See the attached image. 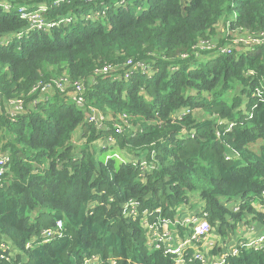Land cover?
Masks as SVG:
<instances>
[{
    "label": "trees",
    "instance_id": "1",
    "mask_svg": "<svg viewBox=\"0 0 264 264\" xmlns=\"http://www.w3.org/2000/svg\"><path fill=\"white\" fill-rule=\"evenodd\" d=\"M63 16L73 21L0 43V152L9 158L0 180V241L11 246L10 261L0 257V264H84L93 255L97 264H175L147 244L138 217L123 216L128 199L172 218L196 197L202 203L194 212L219 236L243 222L264 226V211L253 206L264 203V43L235 45L228 35L212 51L197 47L221 21L264 31V0H68L48 10L51 20ZM25 27L0 9V36ZM223 43L229 52L219 49ZM127 60L145 67L125 79ZM104 65L113 70L95 76ZM62 74L84 81L85 103L102 113V128L69 96L28 94L37 80ZM15 98L23 108L12 114L7 101ZM117 113L138 130L117 133ZM150 151L158 167L144 175L111 156L148 158ZM57 220L61 233L42 241L41 231ZM224 264H264V240Z\"/></svg>",
    "mask_w": 264,
    "mask_h": 264
},
{
    "label": "built area",
    "instance_id": "2",
    "mask_svg": "<svg viewBox=\"0 0 264 264\" xmlns=\"http://www.w3.org/2000/svg\"><path fill=\"white\" fill-rule=\"evenodd\" d=\"M68 0H50L48 2H42L38 5H15L7 0H0V9L4 12H15L19 19L23 20L26 27L17 31L15 33L5 34L0 36V43L5 45L9 44L14 39H20L28 34V32L33 30L48 31L52 27L60 23H70L73 21L71 16H63L57 20H51L47 18L48 10L52 6H58ZM84 1H95V0H84ZM227 22V21H226ZM222 27L221 29L216 28V36L212 39L200 41L197 47L200 45V49H207L212 51L216 48L217 39L219 37H224L231 35V41L236 45H249V44H261L264 43V31L250 32L245 29L235 28L232 29L228 25ZM241 33L240 36H236ZM229 46L226 45L220 47L222 51L229 52ZM144 68L145 63L142 62H132L127 60L122 67L124 70L123 78H129L133 69ZM113 70L111 65H104L100 68L94 70V75H104ZM252 74V72H251ZM93 79V78H92ZM57 91L61 95L69 96L73 102L82 108L86 117V120L94 123L98 128L103 127V115L102 113L92 107L91 105H86L85 103V91L86 84L81 80H72L66 74L51 77L48 80H37L34 85L28 91L29 95L42 94L40 99H47V96L43 94H50ZM257 97L261 96L259 90L253 92ZM39 101V99H34V103ZM2 98L0 96V109H1ZM9 105H12L14 111H22L23 99L15 98L7 101ZM32 102V103H33ZM190 109H185L177 112L173 117L179 118L183 114L190 113ZM129 117L125 113H117L114 117H111L112 125L117 133L123 131V129L129 128L134 131L138 130V127L131 126L128 121ZM187 132L184 130L180 133L185 135ZM108 142L113 143L114 139L108 137ZM107 155L106 158H108ZM111 156L120 159L123 162H131L134 165H138L141 169V175L149 173L155 170L157 166L156 155L153 151H150L149 157L147 158L144 154L140 156H135L134 154L127 157V153L120 155L119 153H112ZM8 155L6 152H0V180L7 170ZM253 206L256 210L264 211V203L254 202ZM184 207V206H182ZM177 209V214L175 216L166 217L161 215L160 208L154 210L143 209L139 210V201L135 199H128L124 202L122 208V214L125 217L131 219L141 220L143 227L148 233L147 244L155 249L162 250L166 254L173 256L175 264H189L193 261H198L201 264H224L227 259L231 256L237 255L242 248H258L262 245L264 240V233L257 235L255 237H245L231 245H219L216 242L209 241V247L206 250H202L203 243L211 239L213 227L207 221L206 218L194 213H188L182 215L180 210ZM235 210L238 209V205L234 207ZM179 228H183L182 234L179 233ZM63 230V225L61 220H57L55 225L50 228H45L41 231L40 237L42 241H48L52 237L59 235ZM30 243H27L28 247ZM220 246V247H219ZM222 246V248H221ZM10 249L11 246L8 242L0 241V251L2 255L1 258L10 261ZM215 250V252L210 253V251ZM218 250V251H217ZM98 258L93 255L85 259L84 264H97Z\"/></svg>",
    "mask_w": 264,
    "mask_h": 264
},
{
    "label": "rangeland",
    "instance_id": "3",
    "mask_svg": "<svg viewBox=\"0 0 264 264\" xmlns=\"http://www.w3.org/2000/svg\"><path fill=\"white\" fill-rule=\"evenodd\" d=\"M100 4V3H99ZM145 5L143 4V3H141V7L143 8ZM133 11L134 12H137V10L136 9H133ZM224 20V19H223ZM225 21V20H224ZM222 27H224L223 26V22L221 21L220 22V24H218V27H217V29H221ZM240 34L241 33H238L236 36H240ZM226 45H228V44H222V46L221 47H223V46H226ZM239 45V44H238ZM230 47V46H229ZM213 57V55L212 54H206L205 55V57L204 58H202V59H200L199 61L200 62H204V61H207V60H209V59H211ZM37 95V97H39V98H41L42 97V94H36ZM44 96H48L49 94H43ZM206 115V114H205ZM231 124H229L228 126H230ZM80 133L79 132H77V133H75L74 134V138H75V140L77 141V142H79V143H77V144H80V138L78 137V135H79ZM102 143H100V145H101ZM259 144H260V142H257V143H255V144H252L251 145V148L252 149H254V150H258V147H259ZM134 153H132V152H130V153H128L127 152V157H129V156H131V155H133ZM189 194H192V193H189ZM193 194H197V193H193ZM192 198V197H191ZM200 203H202L198 198H196V197H193L190 201H189V204L192 206V207H199V205H200ZM188 206V205H187ZM252 224H247V223H241V224H239L238 226H237V228H236V231L235 232H227V231H230V230H225V233H224V235H221V236H219L217 233H215L214 232V230L212 231V235H211V237L213 238V239H215V242L217 243V244H219V245H223V244H225V245H231V244H233L234 242H236V241H238V240H240V239H242V238H245L248 234H250L251 232H252V229H250V226H251ZM254 232V231H253ZM222 236H224V237H222ZM220 247V246H219ZM221 248H222V246H221ZM218 251V250H217Z\"/></svg>",
    "mask_w": 264,
    "mask_h": 264
},
{
    "label": "crops",
    "instance_id": "4",
    "mask_svg": "<svg viewBox=\"0 0 264 264\" xmlns=\"http://www.w3.org/2000/svg\"><path fill=\"white\" fill-rule=\"evenodd\" d=\"M32 106L33 105L29 104L27 107L32 108ZM7 108H8V111L10 113H12V114L15 113V112L17 113V111H14L15 108L13 109L12 105H9L8 103H7ZM195 210H196V207H192L190 204H188V206L182 207V209L180 210V213H182V215H186L188 213H194ZM250 224H252L250 226V229H252V232L250 234H248L247 237H255L257 235H260L262 233V231H264V226L258 225L256 221L252 222ZM209 241L215 242V239H213L211 237L210 240L204 242L202 247H200L203 251L208 249V248H210L209 247Z\"/></svg>",
    "mask_w": 264,
    "mask_h": 264
}]
</instances>
